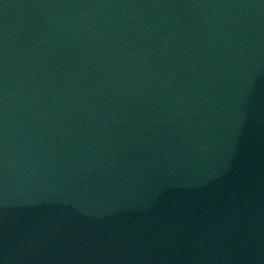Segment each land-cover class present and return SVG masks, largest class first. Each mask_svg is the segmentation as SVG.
Here are the masks:
<instances>
[{
  "label": "water",
  "instance_id": "water-1",
  "mask_svg": "<svg viewBox=\"0 0 264 264\" xmlns=\"http://www.w3.org/2000/svg\"><path fill=\"white\" fill-rule=\"evenodd\" d=\"M0 264H264V0H0Z\"/></svg>",
  "mask_w": 264,
  "mask_h": 264
}]
</instances>
